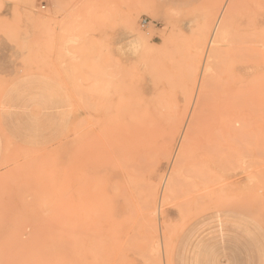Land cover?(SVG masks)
<instances>
[{"label": "rangeland", "instance_id": "obj_1", "mask_svg": "<svg viewBox=\"0 0 264 264\" xmlns=\"http://www.w3.org/2000/svg\"><path fill=\"white\" fill-rule=\"evenodd\" d=\"M14 86L55 124L27 145L0 118V264H179L225 225L264 241V0H0V116Z\"/></svg>", "mask_w": 264, "mask_h": 264}, {"label": "crops", "instance_id": "obj_2", "mask_svg": "<svg viewBox=\"0 0 264 264\" xmlns=\"http://www.w3.org/2000/svg\"><path fill=\"white\" fill-rule=\"evenodd\" d=\"M26 87L30 90V85H26ZM24 90L14 86L7 95L5 94L6 107L0 118L14 141H20L27 145L43 143V135L45 131L50 129L49 127L54 126L55 116L52 113L49 114L53 115V123L44 122L48 116L45 113L48 109L43 106L42 100L36 94L42 108H40L39 116L34 121L30 120V114L24 109V106H21L25 99L20 95V92L24 93ZM43 90L57 94L55 87H41L37 92ZM18 104L21 108L16 106ZM225 229L226 231L221 232L217 252L214 246L208 243H206L207 245L196 246L193 254L190 253L189 249H186L185 253L182 250L178 257L179 264H264V241L261 238L262 241H259L258 235L237 231L235 225H225Z\"/></svg>", "mask_w": 264, "mask_h": 264}, {"label": "bare ground", "instance_id": "obj_3", "mask_svg": "<svg viewBox=\"0 0 264 264\" xmlns=\"http://www.w3.org/2000/svg\"><path fill=\"white\" fill-rule=\"evenodd\" d=\"M232 8H233V3H229V5L226 7V10L224 11V12H222V13H220L219 15H218V17H217V19H216V22H215V25H214V28H213V33H212V37H211V40H210V44L212 45H214V43L215 42H218L219 41V39L220 38H222V35L223 34H225L226 33V31H227V26H228V19H229V15H230V13H231V11H232ZM209 42V41H208ZM245 43V42H244ZM213 49L214 48H212V51H213ZM211 50V49H210ZM210 52V51H209ZM209 52H208V54H209ZM220 53V52H219ZM217 54V53H216ZM209 55H211L212 56V54H211V52H210V54ZM211 58V57H210ZM206 74V73H205ZM201 95H203V94H201ZM198 96V95H197ZM201 97V96H200ZM200 101V100H199ZM197 107L199 108V106H198V104L196 105V111L198 110L197 109ZM195 117H193L190 121H189V123H188V126H191L192 125V128H189L188 126H187V130H188V132L189 131H192L193 132V125H195V124H193V122H195ZM189 128V129H188ZM187 130H186V132H187ZM187 132V133H188ZM141 133V132H140ZM185 134V133H184ZM189 135V134H188ZM190 136H191V132H190ZM190 136L188 137V138H190ZM185 137H186V135L184 136V139H185ZM182 138H183V136H182ZM183 139V140H184ZM182 140V139H181ZM186 142V146H189L188 144H187V141H185ZM184 142V143H185ZM181 143V142H180ZM183 143V144H184ZM181 146H182V143H181ZM180 145H179V149H178V154H177V161H176V167H174V173H173V177H174V175L176 174V172L178 171V168H177V166H179L180 165V160L182 159L181 157H180V155H184V148H185V146H182L181 147ZM183 148V149H182ZM189 148H187V150H188ZM185 153H187V151H185ZM180 157V158H179ZM183 159H184V156H183ZM175 161V160H174ZM182 161V160H181ZM168 178H169V176H168ZM173 179V178H172ZM172 179H170L167 183H166V185H165V188H164V192L163 193H165V192H168V191H170L171 189H172V184H173V180ZM166 195V194H165ZM164 196V195H163Z\"/></svg>", "mask_w": 264, "mask_h": 264}, {"label": "built area", "instance_id": "obj_4", "mask_svg": "<svg viewBox=\"0 0 264 264\" xmlns=\"http://www.w3.org/2000/svg\"><path fill=\"white\" fill-rule=\"evenodd\" d=\"M149 24V22L146 20V19H143L141 22H140V26L141 28H146V26Z\"/></svg>", "mask_w": 264, "mask_h": 264}]
</instances>
